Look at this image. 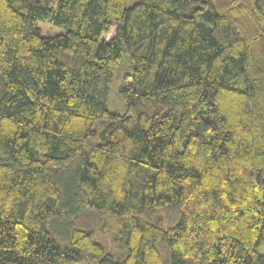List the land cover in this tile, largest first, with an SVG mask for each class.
Masks as SVG:
<instances>
[{
    "label": "trees",
    "instance_id": "obj_1",
    "mask_svg": "<svg viewBox=\"0 0 264 264\" xmlns=\"http://www.w3.org/2000/svg\"><path fill=\"white\" fill-rule=\"evenodd\" d=\"M0 264H264V0H0Z\"/></svg>",
    "mask_w": 264,
    "mask_h": 264
},
{
    "label": "rangeland",
    "instance_id": "obj_2",
    "mask_svg": "<svg viewBox=\"0 0 264 264\" xmlns=\"http://www.w3.org/2000/svg\"><path fill=\"white\" fill-rule=\"evenodd\" d=\"M135 0H124V5L125 6H130ZM37 26L39 29V32L43 36H54L56 34L63 33L65 30L62 27H59L55 24H53L50 21L47 20H38L37 21ZM118 84V79L114 78L113 84L111 86V91H110V97H109V102H108V107L113 110H117L118 112H121L124 109V104L122 100L119 98L118 94L116 93V86ZM163 215H165V220L168 222L171 218H174L176 216V212L169 209L167 211L162 212ZM167 214V216H166ZM98 217L97 215L93 216L92 214L80 216L77 219L73 220V223L75 224L76 227H82V224L86 225L88 224L89 228H95V225L98 224ZM88 228V229H89ZM49 230L52 234H54V230L52 229V226L49 227ZM92 231V229L90 228ZM96 230V228H95ZM94 230V238L98 241H100L102 244L107 246L108 250L113 253L116 257H119L116 255L117 250L113 249L112 246H110V239L108 236L103 235L100 233L98 230ZM60 237V235H59ZM119 252V251H118ZM118 254V253H117Z\"/></svg>",
    "mask_w": 264,
    "mask_h": 264
}]
</instances>
